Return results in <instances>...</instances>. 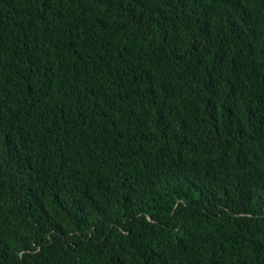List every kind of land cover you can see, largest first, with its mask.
I'll list each match as a JSON object with an SVG mask.
<instances>
[{"label": "trees", "instance_id": "1", "mask_svg": "<svg viewBox=\"0 0 264 264\" xmlns=\"http://www.w3.org/2000/svg\"><path fill=\"white\" fill-rule=\"evenodd\" d=\"M0 264H264V0H0Z\"/></svg>", "mask_w": 264, "mask_h": 264}]
</instances>
